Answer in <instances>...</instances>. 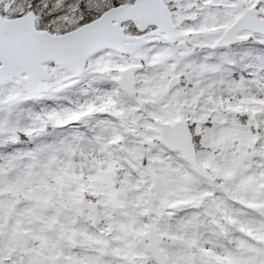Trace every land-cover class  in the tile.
<instances>
[{
	"label": "snow or ice",
	"instance_id": "snow-or-ice-1",
	"mask_svg": "<svg viewBox=\"0 0 264 264\" xmlns=\"http://www.w3.org/2000/svg\"><path fill=\"white\" fill-rule=\"evenodd\" d=\"M0 264H264V0H0Z\"/></svg>",
	"mask_w": 264,
	"mask_h": 264
}]
</instances>
